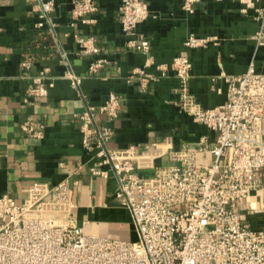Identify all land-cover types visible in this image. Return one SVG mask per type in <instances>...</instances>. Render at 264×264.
Listing matches in <instances>:
<instances>
[{"label": "crops", "instance_id": "0c3cea01", "mask_svg": "<svg viewBox=\"0 0 264 264\" xmlns=\"http://www.w3.org/2000/svg\"><path fill=\"white\" fill-rule=\"evenodd\" d=\"M52 1L51 21L36 27L42 20L39 1L0 0V196L21 203L29 184L54 187L66 181L74 204L69 215L85 234L132 240L135 228L129 210L114 198L113 172L106 178L90 173L94 151L82 147L77 115L88 106H101L110 92L118 94L116 118L107 121L97 114L95 124L111 127L108 148L133 146L141 178L176 163L162 153L166 150L212 146L215 131L181 107L180 81L171 64L177 56L188 57L189 93L204 108L217 106L226 99L223 76L240 75L250 64L264 73V43L255 40L259 21L252 8L241 11L239 0H196L192 12L184 9V0H141L148 15L134 37L148 40L144 53L128 44L131 37L121 29L120 0H93L96 10L83 18L72 16L73 0ZM255 5L264 6V0ZM191 35L207 39L206 44L187 47ZM75 36L92 38L99 52L82 53ZM96 58L106 63L90 71ZM147 61L146 71L158 78L143 87L129 77ZM42 71L46 94L29 93ZM67 71L81 76L78 86L70 85ZM27 120L38 136L21 129ZM261 130L264 136V118ZM212 159L209 151L196 155L199 164ZM238 211L251 228L264 231L263 196L240 200ZM69 215L52 216L65 221Z\"/></svg>", "mask_w": 264, "mask_h": 264}, {"label": "built area", "instance_id": "2783aa9c", "mask_svg": "<svg viewBox=\"0 0 264 264\" xmlns=\"http://www.w3.org/2000/svg\"><path fill=\"white\" fill-rule=\"evenodd\" d=\"M39 1L41 21L50 22L52 0ZM196 0H184L183 7L192 12ZM242 12L252 8L259 21L255 35L264 43V6L257 0H239ZM72 16L83 18L96 10L93 0H73ZM141 0H120L118 16L121 29L131 38L128 44L148 52L149 42L135 38L136 26L147 17ZM84 54H97L92 38L75 36ZM205 38L189 36L187 47L204 46ZM106 63L96 58L90 71ZM144 66L134 70L129 79L137 78L141 86L158 78ZM160 76L166 68L162 66ZM171 68L180 81V105L195 122L215 131L212 146L199 145L193 150L171 149L162 153L176 160L173 165L157 168L148 178L136 173L133 146L110 149L112 136L108 124L97 126L96 116L107 121L118 115L120 96L110 92L105 102L86 107L80 119L81 144L94 151L95 162L90 173L103 178L112 171L116 179L115 200L129 210L135 238L122 240L85 234L70 214L74 208L71 190L62 181L54 187L34 182L26 196L17 203L8 194L0 196V264H264V231L251 228L238 211V202L251 196L264 197V73L253 64L240 75H225L226 99L212 108H204L189 93L187 80L191 63L186 56L174 58ZM70 85L81 83V76L67 71ZM42 71L29 89L34 95L46 94ZM21 129L30 135L35 131L27 120ZM209 151L211 163L199 164L196 155ZM161 153V152H160ZM107 166V169L101 168ZM52 195L51 199L48 196ZM69 215L62 221L52 215Z\"/></svg>", "mask_w": 264, "mask_h": 264}]
</instances>
